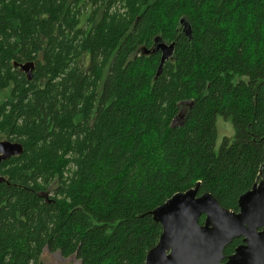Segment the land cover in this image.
Wrapping results in <instances>:
<instances>
[{"label": "trees", "instance_id": "1", "mask_svg": "<svg viewBox=\"0 0 264 264\" xmlns=\"http://www.w3.org/2000/svg\"><path fill=\"white\" fill-rule=\"evenodd\" d=\"M2 140L0 264H144L175 193L264 177V0H0Z\"/></svg>", "mask_w": 264, "mask_h": 264}, {"label": "water", "instance_id": "2", "mask_svg": "<svg viewBox=\"0 0 264 264\" xmlns=\"http://www.w3.org/2000/svg\"><path fill=\"white\" fill-rule=\"evenodd\" d=\"M152 48L153 52H161L158 77L164 63L172 57L174 43L155 39ZM150 51L145 50V54ZM15 66L31 80L34 63ZM21 153L19 143L0 141V163ZM5 182L0 177V183ZM198 192L197 185L175 193L151 212L153 221L162 230L156 245L147 252L144 264H219L225 246L240 237L243 246L235 249L226 264H264V177L239 196L237 212L221 207L210 193L198 195ZM202 216L204 221L200 224Z\"/></svg>", "mask_w": 264, "mask_h": 264}, {"label": "rangeland", "instance_id": "3", "mask_svg": "<svg viewBox=\"0 0 264 264\" xmlns=\"http://www.w3.org/2000/svg\"><path fill=\"white\" fill-rule=\"evenodd\" d=\"M177 124L180 120L176 121ZM217 129H218V142L217 145L221 143L224 137H232L233 129L229 122H226L220 118L217 119ZM41 261L45 264H79L74 258H63L59 253H49L44 250L41 255Z\"/></svg>", "mask_w": 264, "mask_h": 264}, {"label": "flooded vegetation", "instance_id": "4", "mask_svg": "<svg viewBox=\"0 0 264 264\" xmlns=\"http://www.w3.org/2000/svg\"><path fill=\"white\" fill-rule=\"evenodd\" d=\"M152 50H153V48L151 49V51H152ZM154 52L159 53L160 56H161V52H160V51H154ZM17 68H18V67H17ZM34 68H35V67H34ZM18 69H19V68H18ZM19 71H20L21 73H23V74L26 76V79L28 80V76H29V75H27L26 72L21 71L20 69H19ZM33 71H34V69H33L32 72H31L32 74H33ZM31 79H32V75H31ZM28 81H30V80H28ZM200 220H201V222H200ZM203 221H204V216H202V217L199 219V223L202 224ZM235 241H238V243L234 244ZM238 246H243V237L236 238V239L232 240L229 244H227V245L225 246V248H224V250H223V252H222L223 258H222V260L219 262V264H226V263L228 262L229 258H230L231 256L234 255V253H235V249H236ZM242 264H243V262H242Z\"/></svg>", "mask_w": 264, "mask_h": 264}]
</instances>
